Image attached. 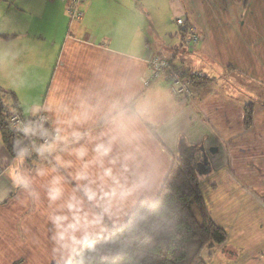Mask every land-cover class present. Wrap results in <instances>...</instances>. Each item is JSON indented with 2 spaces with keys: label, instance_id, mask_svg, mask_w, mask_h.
Listing matches in <instances>:
<instances>
[{
  "label": "crops",
  "instance_id": "0c3cea01",
  "mask_svg": "<svg viewBox=\"0 0 264 264\" xmlns=\"http://www.w3.org/2000/svg\"><path fill=\"white\" fill-rule=\"evenodd\" d=\"M67 2L0 0V87L28 94L30 104L11 112L43 116L51 137L41 147L55 145L34 165L11 156L0 138V264L69 262L50 216L72 222L73 213L58 206L74 195L83 201L79 215L101 216L77 250L123 224L138 201L157 198L180 142L208 161L200 192L226 232L208 264H264V0H86L74 22ZM178 16L200 37L188 54ZM156 55L209 81L187 101L162 77L145 86ZM97 144L110 148L100 161ZM81 147L84 161L74 152ZM85 161L97 193L91 202L76 179ZM53 186L61 189L56 201Z\"/></svg>",
  "mask_w": 264,
  "mask_h": 264
},
{
  "label": "trees",
  "instance_id": "16d2710c",
  "mask_svg": "<svg viewBox=\"0 0 264 264\" xmlns=\"http://www.w3.org/2000/svg\"><path fill=\"white\" fill-rule=\"evenodd\" d=\"M189 79L193 87L209 81L203 75H190ZM5 96H12L18 109L15 94L0 88L2 145L11 156L25 150L23 156L30 161L40 153L42 140L51 137V127L38 117L4 113ZM252 109L253 103L244 104L245 125L251 122ZM13 114H19L31 131L26 134L25 128H14L10 122ZM171 158L157 198L138 201L123 224L110 225L105 234L82 242L65 264H77L80 255H84L85 264H208L216 247L226 240L224 229L208 215L200 192V176L210 171L209 163L197 146L185 142L179 143Z\"/></svg>",
  "mask_w": 264,
  "mask_h": 264
},
{
  "label": "clouds",
  "instance_id": "9594fccd",
  "mask_svg": "<svg viewBox=\"0 0 264 264\" xmlns=\"http://www.w3.org/2000/svg\"><path fill=\"white\" fill-rule=\"evenodd\" d=\"M31 131L28 128L24 129V132L27 134ZM42 135L46 133H41ZM57 139H61V137H57ZM79 139V137H77ZM54 144H49L47 146H42L39 151L41 153L48 151L51 152L54 149ZM110 151V148L105 146L104 144H97L94 148V152L96 153V159L100 161V158L107 156ZM75 155L78 160L84 161V158L87 156V149L81 147L74 150ZM25 154V150H21L18 155L23 158ZM59 160V157H57ZM88 161H85L81 167V170L77 172L76 179L78 181H85L83 185H81L85 196L87 197L88 201H94L97 199V193L92 190L90 187L92 181L90 180L88 168H89ZM102 163V161H101ZM104 176H111L112 171L111 169H105ZM59 180L54 182V185H58ZM115 191L109 193V195H115ZM61 196V189L58 186H53L49 190V200L56 201ZM82 204L83 201L78 199L76 196L72 195L69 196L64 203L58 207L67 208L69 212H72V222H68V216L66 215H57L52 214L50 216L51 222L54 224L56 228L55 236L53 237L56 242L60 245V248L67 253L68 260L70 261L72 255L76 252V246L81 242V240H86L92 234L89 231L94 226H98L101 221V216L99 214L93 213L92 218L89 219V213H84L83 215H79L82 211ZM103 211L107 212V208H104ZM81 232L82 236L77 237L76 233ZM77 264H85V257L84 255H80Z\"/></svg>",
  "mask_w": 264,
  "mask_h": 264
},
{
  "label": "built area",
  "instance_id": "2783aa9c",
  "mask_svg": "<svg viewBox=\"0 0 264 264\" xmlns=\"http://www.w3.org/2000/svg\"><path fill=\"white\" fill-rule=\"evenodd\" d=\"M86 0H68L66 5V12L71 21H80L83 16V11L81 10V5ZM175 23L183 31V41L189 45V49L195 45L199 36L193 31V27L186 24L183 17H176ZM164 78L169 85L171 92L179 97L183 101L190 100L195 95V89L190 84V79L187 74L181 69L173 65V63L163 57L162 55L153 56L148 62V73L146 74L144 85H149L152 81L158 78ZM40 122H44V117H39ZM11 125L14 128H25V121L19 114H13L10 117ZM33 142V138H30ZM49 141L48 137L42 140L43 143Z\"/></svg>",
  "mask_w": 264,
  "mask_h": 264
},
{
  "label": "rangeland",
  "instance_id": "374dc122",
  "mask_svg": "<svg viewBox=\"0 0 264 264\" xmlns=\"http://www.w3.org/2000/svg\"><path fill=\"white\" fill-rule=\"evenodd\" d=\"M67 13V12H66ZM68 16V14H67ZM69 19V16L67 17ZM175 25L177 26V24L175 23ZM178 27V26H177ZM182 52L181 54L183 53H187L188 54V50H189V45L187 43V46L183 43L182 45ZM165 57H168L169 55L168 54H164ZM3 74L2 72H0V84H1V80L3 79ZM231 84V82H230ZM234 88H239L240 86H242L243 84H239L236 85V84H231ZM1 89L5 90V91H12L14 94H15V97H16V102H17V105H18V108H20L21 106H28V104H30V101H29V96L28 94H24L23 91H19V89H22L20 86L18 87H0ZM259 89V88H258ZM262 89H260L261 91ZM237 92V90H235ZM260 91H258L257 93V97L259 98L260 96ZM238 93V92H237ZM263 95H264V92H263ZM3 104L5 105V110H4V113H8V112H11L14 108V100L12 99V96H5L4 97V100H3ZM39 155V154H38ZM37 155V157H38ZM37 157H35L34 159H31L30 161H28L27 163L29 164L30 162L33 163L34 165L38 162L37 160ZM25 158V157H24ZM33 161V162H32ZM30 163V164H31ZM205 175V174H203Z\"/></svg>",
  "mask_w": 264,
  "mask_h": 264
}]
</instances>
